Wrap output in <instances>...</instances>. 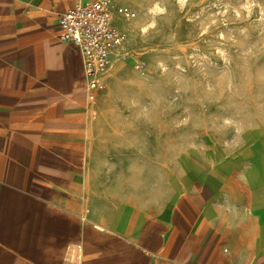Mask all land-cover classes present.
<instances>
[{
  "label": "crops",
  "instance_id": "crops-1",
  "mask_svg": "<svg viewBox=\"0 0 264 264\" xmlns=\"http://www.w3.org/2000/svg\"><path fill=\"white\" fill-rule=\"evenodd\" d=\"M87 1L0 0V264H264L263 150L154 202L135 198L143 180L117 195L91 170L96 102L59 38L60 14Z\"/></svg>",
  "mask_w": 264,
  "mask_h": 264
},
{
  "label": "rangeland",
  "instance_id": "rangeland-1",
  "mask_svg": "<svg viewBox=\"0 0 264 264\" xmlns=\"http://www.w3.org/2000/svg\"><path fill=\"white\" fill-rule=\"evenodd\" d=\"M114 1L136 16L115 20L125 57L93 105L91 170L111 173L117 195L143 180L134 196L154 202L185 173L264 151V0Z\"/></svg>",
  "mask_w": 264,
  "mask_h": 264
},
{
  "label": "built area",
  "instance_id": "built-area-1",
  "mask_svg": "<svg viewBox=\"0 0 264 264\" xmlns=\"http://www.w3.org/2000/svg\"><path fill=\"white\" fill-rule=\"evenodd\" d=\"M117 16L129 22L136 13L114 0H93L77 3L59 16V38L76 45L81 52L90 102L109 96L108 74L115 59L125 57L121 49L128 35L115 23ZM134 66L139 70L143 64L137 61Z\"/></svg>",
  "mask_w": 264,
  "mask_h": 264
}]
</instances>
